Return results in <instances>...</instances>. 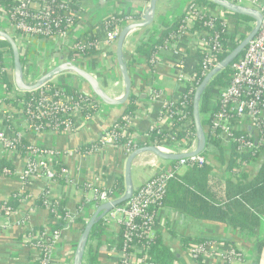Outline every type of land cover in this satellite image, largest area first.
Listing matches in <instances>:
<instances>
[{
    "label": "built area",
    "instance_id": "2783aa9c",
    "mask_svg": "<svg viewBox=\"0 0 264 264\" xmlns=\"http://www.w3.org/2000/svg\"><path fill=\"white\" fill-rule=\"evenodd\" d=\"M95 1L97 0H0V32L8 34L15 41L22 60L24 78L29 85L35 84L43 75L57 66L48 64L45 72L40 74L37 66L39 60L52 63L63 58L65 62L86 70L85 67L91 56L95 52L115 49L121 31L131 23L142 21L150 5V0H119L141 1L144 7L136 13L125 15L127 17L122 20L118 19L116 17L118 15L114 13L100 20L86 13V5ZM228 1L237 6L259 11L263 16V21L257 36L250 42L239 59L231 65L230 83L219 95L218 109L212 116L210 133L213 138L218 139L220 147L223 148L228 158L233 148L237 149L241 155L251 154L262 157L264 155V0ZM183 13L187 14L185 25L182 28L184 32L166 47L171 48L183 39L191 40L189 52L182 49L186 53L183 60L173 63L169 71L177 87L174 91L168 92L161 81L156 79L161 63L158 55H154L149 64L153 67L155 80L149 89L140 92L139 105L146 106L138 109L134 117H123L122 122L104 131L94 143L95 146L91 148V151L85 154L99 152L104 147L117 149L126 157L136 149L146 146H154L170 155H189L196 151V134L192 131V116L188 112L189 98L209 72L221 62L217 54L224 50L219 41V35L209 32L214 27L212 22L205 23L202 29L195 31L191 29L195 26V19L206 16L222 19L227 31L235 20L222 9H212L205 4L193 3ZM134 15L139 17H131ZM155 29L159 32L162 30V28ZM0 42L5 44L0 47L2 70L13 75L14 59L11 47L2 38ZM177 50L180 49L177 48ZM233 50L230 49V44L225 49L229 53ZM126 59L131 71L135 60L134 58L128 59L127 55ZM65 74L56 77L39 91L33 92L38 95L30 98L23 95L26 93L19 92L15 85L9 91L0 81V86L4 88L6 95L2 117L7 127L0 131V146L5 151L20 155L24 160V169L20 174L25 190L37 180L42 183L41 192L46 187L49 188L45 194L47 209L51 207L53 200L61 202L51 197L53 185L59 183L56 179V163L63 165L59 178L65 180L64 185L79 187V180L61 162L60 152L30 144L26 137L30 134L39 135L44 132L70 135L77 127L79 117L88 123L94 122L102 104L92 91L68 92L69 88L76 87L74 84H66L61 80ZM71 75L76 81H83L74 74ZM17 97H20L21 101L16 103ZM150 105L159 107L157 118L152 122H149L146 113ZM84 107L95 108V113L90 116L84 115L82 112ZM34 121L41 124L35 125ZM250 129L259 132L258 144L251 136ZM152 132H156L158 137L154 139ZM179 132H181V137ZM237 132L246 134L237 135ZM21 141H27L29 145L22 149L20 148ZM122 141L125 143L121 144ZM77 151L82 153L81 149ZM216 153L215 145L207 143L206 150L196 157L178 161L174 165L167 162L168 166L160 169L136 189L130 201L115 207L106 215L103 220L106 225L104 238L108 240L109 237L114 241L110 250L116 259V264H148L145 247L134 244L133 239L144 235L151 237L156 231L154 224H158V211L164 209L161 205L168 183L181 175V172L189 165L202 167L212 162L213 174L223 181L227 178H235L245 169L253 167V164L238 160V164L241 165L234 167L228 173L226 172L227 166L221 168L219 164L213 162V156ZM9 172L7 169L4 170L6 174ZM80 187H83L85 191L90 189V185L87 184H82ZM123 194L124 192L115 191L110 194L107 191L96 190L93 199L85 200L83 209L69 210L67 208V220L72 222L83 215L88 222L98 206L115 201ZM150 207H159V210L150 214L148 213ZM33 208L26 210L22 224L26 223ZM13 213L14 211L10 208L0 205V233L6 228L3 220L10 218ZM138 218L142 220V223L136 222ZM178 218L184 227H191L195 232L200 231L198 229L200 223L195 220L176 212V219ZM122 226L125 227V234L123 247L119 250L118 243ZM32 228L26 231L23 241L34 251L36 264L74 263L76 246L60 253L57 251L64 234L72 228L61 231L47 228L44 233L36 232L34 235L28 233ZM76 229L78 230L77 227ZM77 233L81 235V228ZM219 245L214 242L190 244L185 251L180 247V251L185 254L188 261L196 264H198V259H201L204 264H233L242 257L233 246H229L227 250H221L222 247Z\"/></svg>",
    "mask_w": 264,
    "mask_h": 264
},
{
    "label": "crops",
    "instance_id": "0c3cea01",
    "mask_svg": "<svg viewBox=\"0 0 264 264\" xmlns=\"http://www.w3.org/2000/svg\"><path fill=\"white\" fill-rule=\"evenodd\" d=\"M191 2L192 0L190 2L187 0H160L158 2L157 15L153 27L135 30L129 35L125 45V53L128 59L134 58L135 60L131 67V75L136 83V91L138 93L144 91L142 87L146 84V67L148 61L143 54L136 53V49L141 43L147 40L152 29H160L164 23H172L176 17L183 14ZM143 7L144 3L141 1L97 0L86 5V13L101 20L109 17L111 13L116 15H130L131 13L138 12ZM190 46L191 40L183 39L179 44L177 43L171 48L162 49L157 54L161 68L156 79L161 81L168 92L174 91L177 87L176 82L169 75L171 65L183 60L186 53L182 49L189 52L188 48ZM177 48L181 51H178ZM62 63H65L63 58L52 63L39 60L37 61V66L41 74L45 72L48 64L58 66ZM85 69L100 81L102 88L108 95L116 99L122 97L124 94V84L117 66L114 48L95 52L88 61ZM11 76L13 81V75ZM72 76L71 74H65L61 80L66 84H74V87L79 88L78 90L84 92L91 91L86 82L79 80V83ZM5 98L4 88L0 86V131L7 128L2 117V112L6 105ZM144 106L146 105H139V109H142ZM123 109V107H109L101 104L96 120L88 123L79 117L77 119V127L70 135H57L44 132L39 135L30 134L26 137V140L30 144L55 149L60 152L62 154L61 162L73 172L74 176L79 180V185H90V189L87 191L80 186L75 187L59 183L53 185L51 197L61 202L66 201L69 210H76L84 200L93 199L97 189L110 188L116 179L124 177L127 157L121 151L110 147H104L99 152L92 154H82L77 151L84 146L94 144L102 136L104 131L109 130L114 125L119 113ZM146 113L148 114L149 122H152L157 118L159 107L150 105ZM1 162L12 164L15 168V175L7 177L0 174V205L8 201L15 192L28 191L29 197L23 200L18 210L10 218L3 220L6 228L0 233V264H36L34 251L23 241L24 234L32 227L47 225L52 220L48 210L37 207L33 208L29 217L26 219V223L22 224V221L25 218L26 210L31 209L34 198L41 192L42 183L40 180L33 181L32 186L27 187L25 190L20 174L24 169V160L20 155L5 151L0 146ZM168 165L169 163L160 159L158 161L150 154H144L139 157L136 165L133 167L135 189L141 187L160 169ZM185 171L186 169L181 174ZM221 181L223 180L221 179ZM177 213L184 216L179 212ZM158 214L157 230L162 233L166 244L170 245L176 251L181 250L179 238L175 236L176 234L179 236H203L206 238L222 239L219 242L214 241V243L220 244L219 247H222L221 250H227L229 246H233L242 256L239 260L234 261L233 264H252L255 259H257L258 264H264V251L258 256L256 252L257 238L249 232H241L227 228L223 224L205 221H196L200 223L198 228L200 231L195 232L191 227H184L180 218L176 219V211L164 208L159 210ZM76 227L79 230L81 225L74 226V228L64 234L57 249L58 253L63 250L75 248L80 237ZM172 232L176 234H172ZM107 241L112 240L109 237L108 240L107 238H103V246L99 252V264H116V259L110 250L112 244H108ZM181 253L185 259L181 264H196L188 261L185 258V254L183 252Z\"/></svg>",
    "mask_w": 264,
    "mask_h": 264
},
{
    "label": "trees",
    "instance_id": "16d2710c",
    "mask_svg": "<svg viewBox=\"0 0 264 264\" xmlns=\"http://www.w3.org/2000/svg\"><path fill=\"white\" fill-rule=\"evenodd\" d=\"M205 4L212 9H217L215 5L206 0H193L188 6L192 4ZM187 6V7H188ZM235 20L233 25H230L228 31L225 30L223 20L219 18H211L206 16L194 20L195 26L191 31L199 30L204 27L205 23L212 22L213 29L209 30L211 34H218L219 41L223 46L221 53L217 56L222 61L229 52H226L227 46L230 44V49H235L238 44L243 41L254 27V21L248 17L227 14ZM118 19H125V15L116 16ZM138 18V15L131 16ZM187 14H181L176 17L173 23H164L161 32L152 29L147 40L140 44L136 49V53L143 54L147 58V77L146 84L142 87L145 90L152 86L155 78L153 67L149 64L154 55L158 54L160 50L165 49L167 45L173 42L174 39L182 36L183 26L185 25ZM5 44L0 42V47ZM239 59V58H238ZM237 59V60H238ZM236 60V61H237ZM232 73L231 66L217 75L210 83L207 91L202 97L200 112L202 125L205 130L207 143L213 144L217 148L216 155L213 156V162L219 164L222 168L227 166L226 172H230L234 167H239L238 160L253 164L244 170L239 176L235 178H227L224 182L219 177L213 174L212 162L206 163L200 167L198 165H189L186 171L172 179L167 186L161 207L171 209L180 214L195 220L205 221L210 223L223 224L227 228L238 230L241 232H249L257 238L256 252L258 256L264 251V155L262 157L252 156L251 154H243L237 152V149L232 150L230 157H226L223 148L220 147L218 139L212 137L210 133L212 116L218 109V98L221 92L229 85L230 76ZM203 80V79H202ZM0 81H2L7 89L10 91L14 88L12 76L2 70V61L0 58ZM133 92L127 106L119 113L116 123L122 122L123 117H134L139 109V100L141 94L136 91V83L133 80ZM68 92L76 93L77 88H69ZM195 93V92H194ZM194 93L190 95L188 112L192 116V131L196 134L194 120H193V98ZM24 96L30 98L37 96L38 93H26ZM20 96V95H19ZM10 100H7V102ZM16 103L21 101L20 97L15 99ZM14 101V102H15ZM97 110V107H96ZM83 114L86 116L93 115L95 108L89 109L84 107ZM35 125L40 122H33ZM177 128V126L175 127ZM181 132H179V135ZM246 134L245 132H237V135ZM153 138H157L156 132H152ZM181 137V135H180ZM125 143L122 141L121 144ZM27 141H21L20 148L25 149L28 146ZM95 144L87 145L81 148L82 153H88ZM177 162H170L171 165ZM63 165L56 163L55 169L59 184H65V180L59 178ZM9 170L8 174L4 170ZM15 169L12 164L1 162L0 174L7 177H12ZM49 188L39 193L32 202V207L47 209L46 192ZM99 192L107 191L112 194L115 191L124 192V177L116 179L110 188L97 189ZM29 197L28 191L15 192L11 198L2 203V206L10 208L12 211H17L22 201ZM85 200L78 206V209H83ZM159 207H150L148 213H155ZM52 220L47 225L33 227L28 233L42 234L47 228L53 231H61L72 228L74 225H81V233L87 219L85 216H80L72 222L67 220L68 209L67 202L52 201L51 207L47 209ZM137 223H142L141 219L136 220ZM156 231L151 237L144 235L142 237H134L133 243L145 247V254L148 256V264H176L183 263L184 256L180 251H176L170 245H167L162 233L157 230L158 224H154ZM106 225L101 221L92 231L90 243L87 247L84 264H99V252L103 246V238L105 236ZM125 234V227L122 226V231L119 235L118 249L123 247V236ZM172 234H176L172 232ZM179 238L180 247L183 251L187 249L190 244H210L214 241H222V239L206 238L195 235H175ZM97 239V240H96ZM108 244H113L114 241H107ZM198 264H204L201 259L197 260Z\"/></svg>",
    "mask_w": 264,
    "mask_h": 264
},
{
    "label": "water",
    "instance_id": "95a60500",
    "mask_svg": "<svg viewBox=\"0 0 264 264\" xmlns=\"http://www.w3.org/2000/svg\"><path fill=\"white\" fill-rule=\"evenodd\" d=\"M160 0H150L149 9L146 13L145 18L136 23H131L127 25L120 33L116 45H115V57L117 66L119 68L121 78L124 84V94L120 98H112L106 91L102 88L100 81L88 71L73 65L72 63L65 62L62 63L51 71L43 75L35 84L29 85L24 78L22 60L20 58L19 49L15 41L6 33L0 32V38H2L10 47L13 53L14 61V72H13V82L15 87L19 92L22 93H33L44 88L46 85L51 83L56 77L70 73L79 77L84 82L88 84L94 96L104 105L109 107H123L125 108L132 95L133 88V78L131 75L130 68L127 63L125 45L129 35L135 30L148 29L154 25L155 18L157 15L158 2ZM216 7L222 9L228 14L244 16L252 19L254 21V27L249 35L241 41L238 46L231 51L227 57H225L209 74L205 77L199 87L196 89L193 98V120L196 130L197 139V149L192 154H177L170 155L163 153L161 150L154 146L140 147L133 151L126 159L125 171H124V194L121 198L103 203L98 206L87 224L85 225L83 232L81 233L79 240L76 245L74 254L73 264H84V258L86 254L87 247L90 243V237L93 229L101 221L104 220L106 215L112 211L115 207L130 201L136 191L134 181H133V167L139 157L144 154H150L157 159L167 161V162H178L190 157H196L202 154L206 150L207 138L205 134L204 127L202 125L200 105L201 100L205 92L207 91L211 81L220 73L228 69L246 50L250 42L257 36L262 25L263 16L262 14L248 7L237 6L230 3L228 0H206ZM249 132L253 137L256 144L259 142L260 134L257 130L250 129ZM257 259L253 261L252 264H258Z\"/></svg>",
    "mask_w": 264,
    "mask_h": 264
},
{
    "label": "rangeland",
    "instance_id": "374dc122",
    "mask_svg": "<svg viewBox=\"0 0 264 264\" xmlns=\"http://www.w3.org/2000/svg\"><path fill=\"white\" fill-rule=\"evenodd\" d=\"M188 2H190L191 0H187ZM193 1V0H192ZM186 8V7H185ZM163 161V160H162ZM164 162H166L167 163V161H164Z\"/></svg>",
    "mask_w": 264,
    "mask_h": 264
}]
</instances>
